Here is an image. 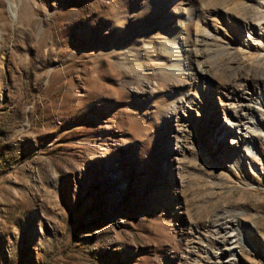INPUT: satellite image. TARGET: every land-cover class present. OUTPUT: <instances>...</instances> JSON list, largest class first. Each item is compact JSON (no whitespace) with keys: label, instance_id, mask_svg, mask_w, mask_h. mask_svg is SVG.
Masks as SVG:
<instances>
[{"label":"rangeland","instance_id":"1","mask_svg":"<svg viewBox=\"0 0 264 264\" xmlns=\"http://www.w3.org/2000/svg\"><path fill=\"white\" fill-rule=\"evenodd\" d=\"M0 264H264V0H0Z\"/></svg>","mask_w":264,"mask_h":264},{"label":"bare ground","instance_id":"2","mask_svg":"<svg viewBox=\"0 0 264 264\" xmlns=\"http://www.w3.org/2000/svg\"><path fill=\"white\" fill-rule=\"evenodd\" d=\"M228 10V9H227ZM227 14V13H226ZM225 14V15H226ZM251 22H253V18H247V21L246 22H244L242 25H243V29H245V28H250V26H251ZM229 23H230V27H231V29H232V22L229 20ZM215 25H217L216 23H213V26L214 27H217V26H215ZM183 46H184V44L180 41V42H178V46L177 47H175L174 48V51L175 52H173V53H175V54H173V60H174V65H177V66H179V68L180 67H182V66H185L184 67V71H186V74L189 76H192L195 72H197V71H199V72H204V70H202V68H203V66L202 65H198V66H191L190 65V63H188L186 60H185V56H187L186 54L187 53H185V55H184V59L181 57V55H182V53H180L181 52V50L183 51L184 49H183ZM192 54H193V51H192ZM195 54H197V55H201V53H198V52H196ZM189 55V54H188ZM190 62H193V60L192 59H190ZM194 63V62H193ZM192 63V64H193ZM176 68V67H175ZM205 68V67H204ZM182 70V69H181ZM180 70V71H181ZM190 70H191V72H190ZM206 70V69H205ZM175 71H176V69H175ZM237 117H239V116H237ZM231 127V126H230ZM243 236V235H242Z\"/></svg>","mask_w":264,"mask_h":264}]
</instances>
